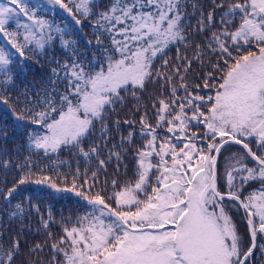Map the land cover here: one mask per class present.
<instances>
[{
    "label": "snow or ice",
    "instance_id": "snow-or-ice-1",
    "mask_svg": "<svg viewBox=\"0 0 264 264\" xmlns=\"http://www.w3.org/2000/svg\"><path fill=\"white\" fill-rule=\"evenodd\" d=\"M189 6L200 15L195 35L211 33L202 43L189 44ZM57 8L72 23H57ZM85 23L93 29L95 41L87 44L96 48V60L82 57L73 38V24ZM57 41L69 58L51 69V87L11 95L29 60L47 58ZM170 46L177 47L175 63L166 58ZM181 46L192 56L182 54ZM193 63L210 70L190 84ZM149 83L164 89L163 98H154L152 119L145 111L138 121H124L139 128L110 148L106 114L124 102L122 92L135 96ZM204 89L210 92L201 94ZM13 102L23 105L19 113L10 109L15 120L38 129L27 134L31 152L50 159L76 149L85 161H97L95 170L77 167L70 181L63 176L71 188H61L51 176L31 180L36 173L30 157L22 164L0 162L23 173L0 191L5 204L15 198L17 186L35 183L57 193L71 191L89 209L71 226L63 225L59 237L49 227L55 223L51 212L47 219L41 216L49 236L47 264H251L254 251L264 250L257 242L264 240V0H212L207 13L190 0H0V104ZM97 124L102 143L85 150ZM136 135L142 137L133 151L137 179L123 184L112 179L107 199L104 188L94 192L101 171L113 159L119 168L124 145L136 144ZM0 136L7 137L3 128ZM229 144L240 150L225 158L220 177L222 150ZM253 182L260 186L245 195ZM27 200L15 204L10 219L33 210L40 215L31 197ZM230 207L243 209L247 243ZM45 246L35 245L28 256ZM20 249L19 233L0 232V264H41L38 257L25 259Z\"/></svg>",
    "mask_w": 264,
    "mask_h": 264
},
{
    "label": "trees",
    "instance_id": "trees-1",
    "mask_svg": "<svg viewBox=\"0 0 264 264\" xmlns=\"http://www.w3.org/2000/svg\"><path fill=\"white\" fill-rule=\"evenodd\" d=\"M33 3H35V0H33ZM191 3L197 4L200 10L204 13H207L212 8V0H190V4ZM188 12L191 14L189 16V21L192 25V40L189 41V44L193 42L202 43L204 37L210 35L211 33L206 32L203 34V36L195 35V29L197 21L200 19V15L193 13V9L190 6L188 8ZM49 18H51V14H49ZM54 18L56 22L60 24H63L65 20L69 21V23H72L71 18L67 15V13L59 8L56 9ZM73 28L75 30L73 38L78 41L80 55L88 60L98 59L99 54L97 53L96 48L87 44V41L89 40L93 42L95 41V36L93 35V29L91 26L88 23H85L83 28H80L79 26H75L73 24ZM105 43L107 44V41H105ZM101 51L103 50L101 49ZM179 51L182 54L188 55L189 57L192 56V52L186 51L183 46L180 47ZM176 55L177 47L170 46V50L167 52L166 58L172 59L173 63H175ZM211 55V53L208 54V56ZM208 56L204 57L205 63L208 61ZM68 58L69 50L64 49L63 46L57 41L55 47L48 51L47 58L40 59L36 57L29 60V62L25 65L20 78L16 81V89L11 93V95L16 96L23 92L25 88H35L39 90L45 86L51 87L49 80L50 78L55 79L52 77L51 69L58 67L57 61L63 63V61ZM160 65L161 61L158 59L155 62V67L159 69ZM209 70L210 69L207 67L202 68L201 65L193 63L190 69L191 74L188 76V83H200V81L196 79V76L203 75V73ZM57 87L63 91V87L59 83L57 84ZM163 91L164 89L160 84L149 83L147 84L145 90L137 91L135 96H133L131 93H121V95L124 97V102L122 104H117L114 111H109L106 114L107 118L105 119V124L108 125L110 129L109 135L112 138L109 144L110 148L112 145H117L122 136L126 137L129 130L139 128L138 124H134L130 128V126L125 124L124 121H138L140 116L145 111L149 113L150 120L152 119L151 114L154 111L152 108V103L154 102V98H163L161 97V92ZM209 92L210 90L204 89L201 94ZM40 94L43 95L42 92ZM21 99H23V97H21ZM21 108H23V105H17L14 102L10 103L8 106L0 104V128H3L7 132L6 138L0 136V162L4 160H11L22 164L24 162V157H30V159L34 162L32 171L36 173V175L31 177V180L34 181L40 175L51 176L61 188H71L70 183L65 185L63 176H68L70 181L71 174L75 173L77 167L80 168L81 172L88 168L95 170L97 161H85L84 158L77 155L76 149H63L59 153L52 154L50 159L45 157L42 152L39 154H34L31 152L28 149L27 134L30 131L38 129L35 125H31L30 123L17 122L15 120L10 109L19 113ZM118 121L119 124H117ZM18 123H27V126H17ZM99 128L100 125L97 124L96 135L90 137L89 140L85 142V150H87L88 147L94 146V144L102 143L98 139L100 134ZM161 134L163 135L165 133L162 132ZM134 140L136 141V144L132 146L127 144L124 145V147L127 148V154L125 155L123 152L121 153L123 160L120 163L119 168L116 167L117 162L115 159H113L108 163L106 170L101 171L99 183L98 186L93 190L94 192L100 191L102 188H104L107 199L114 191L111 186L112 179H116L121 184L137 179V177L134 175L136 168L133 151L135 147L140 145L142 137L136 135L134 136ZM234 147L240 149L239 145H234ZM18 149L20 150L18 151ZM118 150L120 149H113V151ZM224 151L225 149L222 150V154ZM100 158L106 159V155H102ZM61 163L63 166L57 167V165ZM42 169H47V171H41ZM58 174H62L59 179L57 178ZM22 175L23 173L18 168H5L0 166V191H2L4 188L13 187L14 185L12 182L18 180ZM105 180L108 181L107 185L103 184V181ZM79 190L80 189H77V191ZM222 190L224 189L222 188ZM245 195H247L246 192ZM29 197H31V203L39 207L40 215H37L35 210H33L32 214L26 218L10 219L9 213L14 211L15 204L21 202L27 204V198ZM107 202L112 203L111 200H108ZM113 207H115L114 204ZM84 208H86V210H84ZM49 212H51V215L55 221L54 224L49 225L51 232L59 237L62 235L63 225L67 224L68 226H71V224L75 223L76 217L83 216L87 212V207L84 204L83 198H77V196L71 191L57 193L52 189L37 185L35 183L19 185L17 186L15 198L12 199L11 203L5 204L3 201H0V232H7L8 235L19 233V238L21 240L20 251L22 256L25 259L33 260L38 257L41 260V264H47V260L49 259V250L45 246V242L49 240V236L43 227L41 216H43V219H47ZM240 212L243 216L247 230V224L241 209ZM4 243L6 244V241H4ZM37 244L45 246L44 251L37 253L36 256L29 257V251ZM256 253L257 250L254 251V255ZM254 257L255 256H253L251 264H257V262L254 261Z\"/></svg>",
    "mask_w": 264,
    "mask_h": 264
},
{
    "label": "rangeland",
    "instance_id": "rangeland-1",
    "mask_svg": "<svg viewBox=\"0 0 264 264\" xmlns=\"http://www.w3.org/2000/svg\"><path fill=\"white\" fill-rule=\"evenodd\" d=\"M240 149H238L237 147H234V145L229 144L225 146V151L221 156L220 159V167H219V175L220 177L223 176V172H224V168H223V164L225 163V158L231 156L232 153H235L237 151H239ZM221 184H222V188H223V180H220ZM259 182H253L250 183L249 185H247L245 187V192L248 193L249 191L258 188ZM224 189V188H223ZM78 198V196H77ZM84 210H86V208H84ZM89 211V209L87 208V212ZM230 215L232 216L234 222H236L238 229L240 230V233L242 236L245 237V241L247 243V230H246V226H245V222L243 219V216L240 212L239 207H230ZM258 239V244L264 246V240H261L260 237L257 238ZM257 253L254 255L255 259L254 261L257 262V264H264V250H262V248H257Z\"/></svg>",
    "mask_w": 264,
    "mask_h": 264
},
{
    "label": "water",
    "instance_id": "water-1",
    "mask_svg": "<svg viewBox=\"0 0 264 264\" xmlns=\"http://www.w3.org/2000/svg\"><path fill=\"white\" fill-rule=\"evenodd\" d=\"M241 210H242V212H243V209L242 208H240ZM244 214V213H243ZM252 263V262H251Z\"/></svg>",
    "mask_w": 264,
    "mask_h": 264
},
{
    "label": "flooded vegetation",
    "instance_id": "flooded-vegetation-1",
    "mask_svg": "<svg viewBox=\"0 0 264 264\" xmlns=\"http://www.w3.org/2000/svg\"><path fill=\"white\" fill-rule=\"evenodd\" d=\"M244 215V214H243Z\"/></svg>",
    "mask_w": 264,
    "mask_h": 264
}]
</instances>
